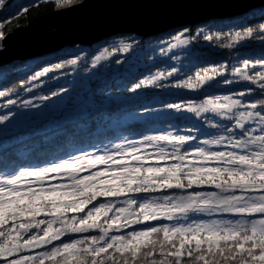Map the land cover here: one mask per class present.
<instances>
[{"label":"snow or ice","instance_id":"snow-or-ice-1","mask_svg":"<svg viewBox=\"0 0 264 264\" xmlns=\"http://www.w3.org/2000/svg\"><path fill=\"white\" fill-rule=\"evenodd\" d=\"M250 2L253 7L249 11L264 19V3ZM56 4L63 6L61 0ZM4 7L5 0H0V9ZM2 29L0 24V41L5 39ZM189 31L185 28L174 37L175 43L161 51L167 54L190 44L196 37L183 38ZM253 31L249 27L205 34L203 38L222 48H233L251 37ZM256 32L264 36V23ZM203 33L200 29L197 36ZM223 39L229 42L223 43ZM138 46L139 41L120 39L92 57L91 67L85 65L84 71L89 73L116 53H129ZM82 60L83 55H77L43 67L29 80L38 81L50 72L77 66ZM243 68L255 74L235 68L233 75L258 84L259 92L249 87L236 94L239 98L209 96L200 103L165 105L166 109L179 108L200 118L202 122L187 128L185 134H145L138 141L124 137L122 143L113 145L115 152L81 151L80 155L46 161L41 166L0 171V264H264V53L256 64L245 61ZM227 71V65L220 64L179 79V69L172 67L123 90L137 93L149 86L210 90L218 86L215 78L224 77ZM170 78L176 82L162 83ZM234 82L224 79L226 85ZM14 91H0V97ZM66 91L60 89L51 96ZM253 95L257 99L247 102L245 97ZM30 105L28 101L24 106ZM144 111L152 109L145 107ZM8 119L7 115L0 116V124ZM205 125L216 133L199 141L194 133L202 132ZM87 169L95 171L81 176ZM48 181L52 182L46 184ZM206 185L215 190L200 195H154L156 191L177 189L191 193ZM100 197L107 199L94 204ZM194 201H204V205ZM208 202L224 208L221 214L237 219L185 225L172 222L190 211L208 210ZM154 221L159 223H151Z\"/></svg>","mask_w":264,"mask_h":264},{"label":"rangeland","instance_id":"rangeland-1","mask_svg":"<svg viewBox=\"0 0 264 264\" xmlns=\"http://www.w3.org/2000/svg\"><path fill=\"white\" fill-rule=\"evenodd\" d=\"M22 0H14V4H6L7 0H5V7L7 9V14L17 13L16 6L18 2ZM25 1V0H23ZM40 0H37V2ZM55 1L56 0H51ZM83 1V0H82ZM81 1V2H82ZM62 5L68 3L66 0H61ZM80 3V2H79ZM13 4V5H12ZM78 4V3H75ZM73 5V4H72ZM69 4V6H72ZM68 6V5H67ZM62 6V7H67ZM3 8V9H4ZM6 12L5 10H3ZM249 12V11H247ZM245 12V13H247ZM244 13V14H245ZM243 15V14H241ZM239 15V16H241ZM238 17V16H235ZM234 18V17H232ZM229 19V18H228ZM223 20V19H221ZM202 23L196 24V26L201 25ZM179 28V27H178ZM200 29H204V33L197 36V32ZM182 30L173 31L170 33L157 34L155 36H143L137 33H129V32H119L110 35L107 38H104L100 41L91 44H76V43H68L62 46L57 52H61L62 54H67L72 56L71 59L75 58L77 55H83V60L77 66H69L64 69L57 70L55 72H50L48 76L41 77L38 81H31L29 78L39 70L31 71L35 68L36 64L43 60L41 56L39 58L26 59L22 62H26V65L19 69V72L29 73L28 82L22 84L20 90L12 92L10 95L6 97H0V116L7 115L9 119L4 123L0 124V150L7 146L8 144H12L16 141H22L27 136L23 134V132L31 131L34 134H46L56 130L60 126H63L69 122H73L75 120H79L88 116L91 112L96 111L98 109L104 108L108 106L112 102H130L133 99L138 100L137 98L145 96L146 100L144 104L135 105L136 109L130 113H126L123 117L118 119H110L105 122V125L112 128H119L124 126L128 122L138 121L141 124L148 123L152 120H169L173 118H179L180 121L184 122L181 124L172 123L168 124L169 127L165 128H156L154 131H148L144 134L135 136L130 135L127 138L129 140H140L143 135H155L160 134L167 131L179 132L180 134H185L187 128L193 127V125H197L200 121V118L195 117L194 114L188 113L185 110L181 112H176L175 110H169L165 108L166 104L169 103H185V102H195L200 103L203 99L211 96H225L230 95L234 98H239L236 94L241 90H246L249 87H254L257 92H259V86L253 85L251 81H241L239 75H233V70L235 68H241L246 72H249L250 75H254V72L249 71V69H244V62L247 61L250 65L256 64L257 61L261 59V57L251 58V57H242L246 54V48L250 47L251 50H256L259 48H264V36L261 40L253 41L255 36L252 35L247 39L239 42L233 48H222L219 44L213 41H205V34L215 33L213 29H210L208 26H200L193 27L190 29L188 33H185L183 38L196 37L188 45L178 46L171 51L164 54L161 49H168L171 44L175 43L174 37L179 33L183 32ZM10 32L4 34L5 37ZM120 39H125L126 41L136 40L139 41V46L135 48L134 51L129 53L118 52L113 57H110L106 61H102L101 65L97 66V68L93 69L89 73H85L84 67L87 65L91 67V59L95 55H98L105 47L111 48L115 45L117 41ZM257 40V39H256ZM223 43H228L227 39L222 40ZM2 44V49H5L4 40L0 41ZM1 49V48H0ZM241 50V51H236ZM257 51V50H256ZM223 52L228 53L229 59H223L222 61L216 62L213 66H218L220 64H225L228 67V71L225 73L224 77H216L215 83L218 85L215 88L210 90H186V89H175V88H156L153 86H149L146 89L138 90L137 93H131L124 91L125 87H131V85H127L125 87L120 86L119 89H114L111 87L113 83L118 84L123 78L127 76H132L134 73L138 71H142V69L155 65L158 62L164 61V65L160 67V65L155 66L153 70H149L146 74H144L143 78L149 75H155L156 72H167L170 71L172 67H176L179 69L178 78L179 79H187L189 76H193L196 72L202 71L204 68L199 66V56L202 53H206L209 55ZM253 53V52H252ZM224 56L218 57L223 58ZM178 58V59H177ZM216 58V57H215ZM121 61V64H116L115 61ZM213 66H210L213 67ZM128 70V71H126ZM257 70H259V65H257ZM131 73V75H130ZM116 78L113 83L105 84L108 78ZM6 76L0 75V80H5ZM230 79L235 81L230 85H226L224 83V79ZM141 80V79H139ZM139 80L135 82H139ZM176 81L173 79H169L163 81L164 84L175 83ZM31 91H28V89ZM60 89H67L66 92H60L58 96H51V93L54 91H58ZM3 91V90H1ZM156 95V96H155ZM189 96L185 97L183 100H176V98H172V102H168V99H164L163 96ZM50 96L49 100H41L40 97ZM245 97L247 102H251L252 97ZM170 99V98H169ZM9 100L15 101L14 104H9ZM31 101V105L25 107V103ZM149 107L152 109L151 112H145L144 108ZM211 115V114H207ZM227 123V121H225ZM216 133V130L213 128L207 127L205 125L204 130L199 133H194L199 141L209 138L210 135ZM51 136H48L50 139ZM123 138H120L114 142H109V144H103L96 147H93L89 150H85L89 153H95L99 151L100 154H103L105 149H110L112 152H115V148L113 145L122 143ZM80 152H77L74 155H80ZM103 166H97V168H102ZM95 171V169H87L80 173L81 176L87 175L89 172ZM67 179V178H65ZM52 181H48L47 183H51ZM215 189L211 186H204L203 188L193 189L191 193L182 192L180 190H172L171 192H162L156 191L154 193L157 197L164 196H180V195H200L205 191H214ZM107 198L100 197L97 201H94V204H98L99 202L105 200ZM194 203H199L200 205H204V201H194ZM89 208L92 205L88 206ZM208 210L206 211H190L185 215L176 216L173 219V223H177L180 225H185L189 223L196 222H204V221H215V220H235L237 217L230 216L224 213V208L217 207L212 205V202H208L206 206ZM87 211V209H85ZM69 216L72 214L69 213ZM78 215H83L79 213ZM38 218V217H37ZM42 218V217H40ZM243 219H247V217H241ZM39 219V218H38ZM103 222V218L101 219ZM151 223H159V222H151ZM165 223H171L165 221ZM55 227V226H54ZM134 227H141L136 225ZM130 231V229H128ZM74 236H79L81 234H70ZM65 238V237H63ZM38 251V250H37Z\"/></svg>","mask_w":264,"mask_h":264},{"label":"trees","instance_id":"trees-1","mask_svg":"<svg viewBox=\"0 0 264 264\" xmlns=\"http://www.w3.org/2000/svg\"><path fill=\"white\" fill-rule=\"evenodd\" d=\"M40 1L41 2H37V0H22L18 2V5L16 6L17 13L7 14L6 8L0 9V24L3 25L2 30L4 34L12 32L18 27L28 25L29 22L37 16H41L43 14L64 8L57 7L55 1ZM66 1L68 3L63 4V6H69V4L75 5V3H79L82 0ZM3 10H5L6 12H4ZM261 23H264V19L260 18L259 13H253L249 11L238 17L223 20H210L207 22H203L201 25H195V27L206 25L210 29H213L214 32L220 33H229L251 27L254 30L253 35L255 36V39H253V41L258 42L263 38V36L258 35L256 32ZM193 27L194 26H183L171 29L163 33H170L185 28L193 29ZM250 50L251 48L247 47L245 50L246 55L242 57H262V53H264V48L256 49L257 51L253 49V53L251 52L249 54ZM221 56L224 57L222 59L218 58ZM221 56L220 53L213 55L202 53L201 56L198 57L201 63L199 64V66L204 69L210 68V66H213L216 62L222 61L223 59H229L228 53L223 52ZM71 57L72 56L62 54L61 52H54L43 57V60H40V62L37 63L35 68L31 71L33 72L43 67H48L52 64L59 63L63 60L71 59ZM164 63V61H160L155 65L148 66L142 69V71L134 73L132 76L123 78L120 82H118V84L113 83L116 78L110 77L105 82V84L111 85L113 83L111 87H114V89H119L121 88L120 86L125 87L127 85H132L133 83H135V81L142 79L144 74L149 72V70H153L157 65H160V67H162ZM25 65L26 62L16 61L0 67V75L6 76L5 80H0V91L11 88H15L16 91H18L22 87L21 85L24 84V81L28 82L29 73L19 72V69L24 67ZM174 97L176 98V100H174L173 102L183 100L185 99V97L188 98L189 96H163L164 99H168V102H172V98ZM137 99L138 100L133 99L130 102H112L104 108L91 112L84 118L69 122L46 134H34L29 130L28 132H23V134L27 136V138L22 141H16L12 144H8L0 150V171L7 173L14 168L41 166L46 161L63 159L67 156H73L77 152L89 150L93 147L106 143L109 144V142H114L122 137H128L130 135L138 136L148 131H154L156 130V128L158 129V127H169L168 124L172 123H184L180 121L179 118H173L167 121L152 120L145 124H141L138 121H133L128 122L124 126L116 129L105 125V122L109 121L110 119H118L123 117L126 113L134 111L137 107L135 105L144 104V101L146 100L145 96ZM255 99H257L256 95L252 97L251 101ZM48 136H51V138L48 139ZM62 239H67V237ZM45 264H48V262L46 261Z\"/></svg>","mask_w":264,"mask_h":264},{"label":"water","instance_id":"water-1","mask_svg":"<svg viewBox=\"0 0 264 264\" xmlns=\"http://www.w3.org/2000/svg\"><path fill=\"white\" fill-rule=\"evenodd\" d=\"M252 7L250 0H83L10 32L0 50V67L51 54L68 43L91 44L119 32L155 36L239 16Z\"/></svg>","mask_w":264,"mask_h":264},{"label":"clouds","instance_id":"clouds-1","mask_svg":"<svg viewBox=\"0 0 264 264\" xmlns=\"http://www.w3.org/2000/svg\"><path fill=\"white\" fill-rule=\"evenodd\" d=\"M193 112H195L196 110H195V108H193V109H191ZM203 110H205V109H203V108H201V111H203ZM177 112H180V109L179 108H177V110H176ZM197 115H199L200 113L199 112H197L196 113Z\"/></svg>","mask_w":264,"mask_h":264},{"label":"flooded vegetation","instance_id":"flooded-vegetation-1","mask_svg":"<svg viewBox=\"0 0 264 264\" xmlns=\"http://www.w3.org/2000/svg\"><path fill=\"white\" fill-rule=\"evenodd\" d=\"M31 1H33V0H31ZM38 2H41V1H38Z\"/></svg>","mask_w":264,"mask_h":264}]
</instances>
